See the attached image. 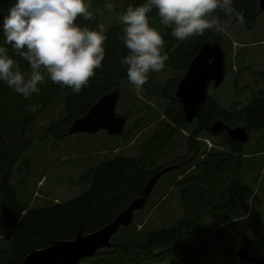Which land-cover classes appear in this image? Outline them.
Listing matches in <instances>:
<instances>
[{
	"label": "trees",
	"instance_id": "1",
	"mask_svg": "<svg viewBox=\"0 0 264 264\" xmlns=\"http://www.w3.org/2000/svg\"><path fill=\"white\" fill-rule=\"evenodd\" d=\"M95 1L91 0L89 12ZM99 1L102 4L103 0ZM118 1L121 6L110 11L116 18L114 28L107 33L106 58L96 75L79 93L61 88L46 77L40 85L39 93L25 99L0 82V174L5 176L0 184V231L8 230L0 241V264H24L26 257L35 250L50 247L56 241L74 240L80 233L86 235L100 230L141 196L157 172L170 167L173 170L168 174H179L175 178L174 187L181 195L184 213L174 227L152 232L128 243H113L111 249L85 258L79 264H161L175 259L180 260V264H253L238 258L236 252L239 246L232 247L226 240L208 234L215 228L222 230L225 224L264 217V204L255 216L253 211L248 210L244 214L238 205L240 202L249 205L248 201L255 193L264 165V94L261 99L256 98L234 115L222 109L211 95L197 119L188 124L182 104L176 97V90L205 43L221 44L222 39L229 40L230 30L240 20L245 21L247 30L255 29L260 15L258 0H234V6L241 15L239 19L233 18L226 32L218 34L214 30H207L185 41L171 36V28L160 22L156 9L149 14L151 25L167 33L164 39L168 60L160 71H169L175 76L162 86L155 80L154 73H150L148 82L143 86L146 95L155 97L157 102L168 103L165 113H161L164 119L162 123L168 128L160 129L158 133L154 131L151 139L140 145L139 158L127 159L115 155L100 161L97 166L92 165L82 171L75 182L82 187L83 192L63 203L44 200L34 207L31 204L26 207L21 203V193L9 182L12 170L22 158L23 152L36 139L34 127L39 118L55 100L60 103L64 96L67 97L62 120L52 122L48 130L51 135L61 132L58 140L62 141L69 137L68 131L74 121L86 116L103 96L119 90L123 82H129L127 69L120 63V59L127 55V50L118 38L123 29L119 17L129 5L136 6L144 0ZM12 2L0 0V10L6 14ZM100 19L93 10L90 18L81 16L76 22L82 27L94 29ZM0 46L8 50V54L23 71L29 70L27 62L6 43L2 33ZM230 51L232 55V49ZM150 116L149 122L154 119ZM218 121L231 128L245 126L249 133H254L252 152L246 151V144L231 142L226 132L221 136L212 135L209 129ZM186 131L189 149L186 156L159 167L169 145L167 141H175L181 132ZM129 134H133V131L126 129L118 137H122L124 142ZM203 137L211 142V148L202 140V149L198 139ZM246 161L256 167L257 174L249 186L244 188L242 177ZM181 176L184 177L179 181ZM40 179L43 183L45 177ZM214 217L224 220L220 223L215 221L217 223L211 226L209 221ZM143 229L142 226L141 231ZM255 229L263 230L261 223ZM258 237L256 251L253 249L255 252H252L249 245L247 250L254 257L261 253L260 264H264V234Z\"/></svg>",
	"mask_w": 264,
	"mask_h": 264
},
{
	"label": "rangeland",
	"instance_id": "2",
	"mask_svg": "<svg viewBox=\"0 0 264 264\" xmlns=\"http://www.w3.org/2000/svg\"><path fill=\"white\" fill-rule=\"evenodd\" d=\"M108 3H111L113 8L121 6L118 0H103L102 4L99 0H96L93 2L90 11L91 13L94 10V13H97L101 17L100 21L97 23L98 25L103 24L105 26L106 34L114 28V19L116 18L114 14L112 15L110 11L106 10V5ZM244 24V20L238 21L228 34L230 40L234 43V51L242 49L239 47V44L241 43L248 44L264 40V15L259 18L256 23L257 26H255V29L252 31L247 30ZM218 43L220 44V42ZM227 48L230 50L229 45ZM262 48L261 45L250 47V49L248 48L246 64H251L254 55H263ZM224 49L222 47L223 53L226 54ZM253 66V70L256 72L263 70L262 65H258L256 62H254ZM233 71L238 77H240L241 83L244 84L240 87L245 86L246 84L253 86L257 90L259 85H256L255 82L258 78L262 80V77L250 72V69L245 70L243 67H234ZM234 73H232V67L230 65V73L227 74L223 84L224 88L222 90L210 92L213 99L224 110H230L235 103L236 98L238 102L245 100L250 104L255 100L254 90L248 87L246 90L240 92L238 97L234 95V89L232 87L233 76L235 77ZM174 76L175 74L169 71H159L154 73L155 80L162 86H164L168 79H171ZM119 90L120 98L117 104L116 113H118V116L127 117L125 131L126 129L133 131V134H129L128 139L124 142L121 140L122 137L110 136L105 131H100L96 135L75 134L62 141L58 140L61 132L51 135L48 132L51 123L61 121L64 116L63 113L65 111L67 100L66 96L60 100L61 105L58 100H55L48 109V113L46 112L41 118H39L34 127V135L36 136V139L23 152L22 158L13 168L12 174L9 178V182L21 193L19 197L24 206L30 207L31 204L34 207L39 203H42L44 200L63 203L76 198L83 192L82 187L77 186L75 183L82 171L92 165L97 166L100 161L112 158L115 155L127 159L139 158L140 145L151 139L156 130L158 133L160 129L163 130L168 128L162 123L164 120L162 114L167 110L168 103L157 102L155 97L146 95L143 88L140 91H137L130 82H123ZM243 107L244 106L240 104V110ZM150 115L154 118L151 122H149V119L151 118ZM237 126L242 128L245 127L241 125ZM187 133V131L181 132V134L176 137L175 141H167L169 145L166 154L159 162V167H164L167 163L186 156L189 150ZM254 139V137L250 136V142L246 143L247 147H245V149L247 152H252L254 148ZM198 140L201 141V147L204 149V143H202V140H205V137H203V139L199 138ZM218 150L222 151V149ZM166 174H168V172ZM256 174V167L249 161H246L242 177V186L244 188L248 187ZM178 175L171 173L165 177L162 176L163 179L161 178L162 180L160 179V182L156 185L153 194L149 198L144 209L135 213L133 223L129 227H122L113 237L112 242L114 244L128 243L133 240L141 239L152 232L174 227L184 215L181 195L174 187L175 178ZM43 176L45 179L43 183H41L40 178ZM183 177L184 176L179 177V181ZM4 178L5 176L0 174V184L3 182ZM42 184L43 186L41 187ZM254 190V195L248 201L249 205L241 202L238 203V205L239 209H241L244 214L248 211H253L255 216V214L263 208L264 204V165L261 168L259 183L255 186ZM223 220V218L214 217L209 221V225L214 226L215 221L220 223L223 222ZM258 223H261L263 230L258 231L255 229ZM142 226L144 227L143 231H141ZM222 226L224 227L222 230H220V228L216 230L217 228H215L208 234V236L211 235L219 237L218 239H223V241L226 240V242L232 247L239 246V248L247 249V246L249 245L251 251L255 252V245L259 238L258 235L261 234L262 236V234H264V217L261 219L252 218V220L243 221L242 223L235 222L231 225L225 224V226ZM6 233H8V230L0 231L2 237L5 236ZM1 239L3 238H0V241H2ZM239 248H237V250ZM261 256V253L256 255L258 258ZM161 264H180V260L175 259Z\"/></svg>",
	"mask_w": 264,
	"mask_h": 264
},
{
	"label": "clouds",
	"instance_id": "3",
	"mask_svg": "<svg viewBox=\"0 0 264 264\" xmlns=\"http://www.w3.org/2000/svg\"><path fill=\"white\" fill-rule=\"evenodd\" d=\"M90 6L91 0H13L6 14L0 10V33L29 69L23 71L0 46V82L25 99L39 93L46 77L61 88L79 93L106 58L105 26L90 29L76 22L81 16L90 18ZM112 8L111 3L106 5L107 11ZM153 9L160 22L171 28V36L180 41L207 30L222 34L233 18L241 15L234 0H144L129 5L119 17L123 29L118 38L127 50L120 63L137 91L148 82L149 74L159 72L168 60L167 33L150 23Z\"/></svg>",
	"mask_w": 264,
	"mask_h": 264
},
{
	"label": "water",
	"instance_id": "4",
	"mask_svg": "<svg viewBox=\"0 0 264 264\" xmlns=\"http://www.w3.org/2000/svg\"><path fill=\"white\" fill-rule=\"evenodd\" d=\"M260 4L264 11V0H261ZM225 59L221 44L218 42L205 43L179 82L176 97L182 104L188 124L197 119L206 104L211 85L217 88L224 82L226 77ZM119 98V91L103 96L86 116L73 122L68 135H96L100 131H105L110 136L122 135L127 119L116 113ZM223 131L228 134L232 142L244 144L249 140L245 127L231 128L222 121H218L209 129L213 135H219ZM172 169L168 168L157 172L147 183L141 196L135 199L111 223L93 233L86 235L80 233L74 240L56 241L50 247L35 250L26 257L24 264H79L85 258L111 249L113 237L122 227H129L133 223L135 213L144 209L162 176ZM236 253L238 258L243 261L253 264L261 263L258 257H254L245 248H239Z\"/></svg>",
	"mask_w": 264,
	"mask_h": 264
},
{
	"label": "flooded vegetation",
	"instance_id": "5",
	"mask_svg": "<svg viewBox=\"0 0 264 264\" xmlns=\"http://www.w3.org/2000/svg\"><path fill=\"white\" fill-rule=\"evenodd\" d=\"M260 8V6H259ZM260 10V9H259ZM264 15V13L262 12L259 16V18ZM257 26V24H256ZM224 45H225V49H224ZM229 45V49L231 50L232 49V55H230V50H228L227 46ZM262 46L263 48L261 49L262 52H263V55H254L252 60H251V64L248 65V63L246 64L247 62V49L250 47H255V46ZM221 46L223 47L224 51H226V77H227V74L230 73V65L232 67V73H234L233 69L234 67H243L245 70H249L250 69V72L256 74L257 76L259 77H262V80L261 79H257L256 80V85H259V87L257 88V90L253 87V86H250V85H246L245 86H242L240 87L241 85H244L241 83L240 81V77H238L235 73V77L233 76V89H234V95L238 97V95L240 94V92L244 91L248 88H251L253 89L254 91V98H258V99H261V96L264 94V40H260V41H256V42H252V43H248V44H244V43H241L239 44V47H241L242 49H240L239 51H234L233 50V46H234V43H232V41L229 39V40H221ZM254 62L258 63V65H262L263 67V70L260 71V72H256L255 70H253V64ZM239 63V64H238ZM225 77V79H226ZM225 82V80H224ZM224 82L222 83V85L218 88H214V86L212 85L210 90L212 92H214L215 90H222L224 88ZM256 92V93H255ZM246 101H242V102H238L237 101V98L235 100V103L232 105L231 109L230 110H226L228 113L230 114H236L239 112V109H240V104H242V106L244 107H248V104L246 105ZM223 133H225L224 131L221 132L219 135L217 136H221ZM258 133V132H256ZM254 133H250V136L251 137H254L255 138V134L253 135ZM228 135V134H227ZM229 137V136H228ZM230 139V138H229ZM232 142V141H231ZM250 142V139L248 140V142L246 143H249ZM233 143H236V142H233ZM240 144V143H239Z\"/></svg>",
	"mask_w": 264,
	"mask_h": 264
},
{
	"label": "bare ground",
	"instance_id": "6",
	"mask_svg": "<svg viewBox=\"0 0 264 264\" xmlns=\"http://www.w3.org/2000/svg\"><path fill=\"white\" fill-rule=\"evenodd\" d=\"M258 1H259V5L261 6V4H260L261 0H258ZM200 49H201V48H200ZM44 92H45V91H44ZM34 96H35V95H34ZM37 97H38V96H37ZM29 100H30V99H29ZM43 103H44V102H43ZM124 133H125V131H124ZM124 133H123V134H124ZM247 133H248V135H249V139H250V133L248 132V130H247ZM123 134H122V135H123ZM119 136H121V135H119ZM247 142H248V141H247Z\"/></svg>",
	"mask_w": 264,
	"mask_h": 264
},
{
	"label": "built area",
	"instance_id": "7",
	"mask_svg": "<svg viewBox=\"0 0 264 264\" xmlns=\"http://www.w3.org/2000/svg\"><path fill=\"white\" fill-rule=\"evenodd\" d=\"M208 145H209L210 148L212 147V145L210 143H208Z\"/></svg>",
	"mask_w": 264,
	"mask_h": 264
}]
</instances>
